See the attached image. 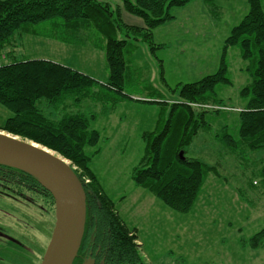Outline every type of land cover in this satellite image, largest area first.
<instances>
[{
    "label": "trees",
    "instance_id": "trees-1",
    "mask_svg": "<svg viewBox=\"0 0 264 264\" xmlns=\"http://www.w3.org/2000/svg\"><path fill=\"white\" fill-rule=\"evenodd\" d=\"M190 1L120 0L112 8L99 0H0V106L10 114L1 119L0 131L59 154L70 161L80 179L86 218L72 264L87 253H95L97 261L105 264H146L136 229L119 216L89 166L106 140L92 123L112 114L126 100L124 96L158 106L153 128L141 133L143 154L132 170L136 187L146 189L175 212H189L210 173L228 182L215 166L185 155V148L200 132L222 123L213 135L216 142L248 172L242 173L238 194L251 204L264 196V0H246L248 11L224 39L217 70L169 89L178 88L176 96L147 83L146 72L134 68L129 59L139 42L153 53L160 45L154 43L152 30L173 18L172 7ZM124 13L142 23L125 22ZM23 35L101 51L107 78L96 80L47 59L17 58L15 49ZM232 48L241 60L239 71L247 76L237 93L238 106L222 94L233 85L228 62ZM125 86L142 91L129 97ZM230 122L236 129L229 131ZM2 192L35 205L36 197L53 201L34 177L0 164V198H6ZM242 243L264 250V230Z\"/></svg>",
    "mask_w": 264,
    "mask_h": 264
},
{
    "label": "rangeland",
    "instance_id": "rangeland-1",
    "mask_svg": "<svg viewBox=\"0 0 264 264\" xmlns=\"http://www.w3.org/2000/svg\"><path fill=\"white\" fill-rule=\"evenodd\" d=\"M99 1L109 3L112 8L120 3V0ZM247 11L246 0H191L183 6L172 7L170 13L173 18L152 30V39L160 46L151 53L145 44L139 42L136 49L128 54L132 66L146 72L147 83L163 94L176 96L178 88L174 92L169 89L195 82L217 70L224 39ZM122 18L131 24L142 23L138 17L128 13H124ZM119 37L122 38V34ZM18 45L15 49L17 58L48 59L57 56L45 37L28 35L22 37ZM89 47V50L76 46L73 49L78 50L69 48L68 56L59 59L64 62L67 58L65 63L69 66L90 72L85 62L87 51L98 55L100 52ZM95 56L91 58L96 62ZM228 62L233 85L223 89L222 94L230 98L228 103L238 106L237 93L247 81V76L239 71L241 60L236 49L229 50ZM97 65L102 73L93 72V78L99 80L104 74V60H98ZM141 91L136 86L124 88L129 97ZM125 98L112 114L92 123L106 140L100 143V151L91 158L89 166L125 224L136 228L143 261L146 264H264L263 249H252L242 243V240L247 241L264 230V196L251 204L238 194L236 187L242 184L243 176L248 172L216 142L213 135L222 123L214 125L209 132H200L185 148V155L215 166L228 182L210 173L193 208L187 213H178L133 183L132 170L143 154L141 133L153 128L158 106ZM9 115L0 106V121ZM234 129L236 125L230 122L229 131ZM34 202L36 205L23 199L15 202L0 198V208L15 217H22L32 227L17 224L14 217L12 219L10 214L5 215L0 210V224H10L9 230L13 235L19 236L18 233L22 232L19 238L25 245L19 249L4 246L1 241L0 264L40 263L53 229V206L42 197H36Z\"/></svg>",
    "mask_w": 264,
    "mask_h": 264
},
{
    "label": "water",
    "instance_id": "water-1",
    "mask_svg": "<svg viewBox=\"0 0 264 264\" xmlns=\"http://www.w3.org/2000/svg\"><path fill=\"white\" fill-rule=\"evenodd\" d=\"M0 164L34 177L53 198L55 223L39 264H72L83 235L86 203L71 163L34 142L0 131Z\"/></svg>",
    "mask_w": 264,
    "mask_h": 264
},
{
    "label": "flooded vegetation",
    "instance_id": "flooded-vegetation-1",
    "mask_svg": "<svg viewBox=\"0 0 264 264\" xmlns=\"http://www.w3.org/2000/svg\"><path fill=\"white\" fill-rule=\"evenodd\" d=\"M4 195H2V196H4V197H6V196H9V194L7 193V192H2ZM1 195V194H0ZM5 199H7V200H12V201H15V202H17V198H15V197H6ZM45 199H47V200H49V202H51V204H52V206H53V220H52V226H54V223H55V208H54V201H52L50 198H48V197H46ZM7 204H9L8 202H7ZM0 210L6 215V214H10V213H8V212H6L7 210L6 209H4V208H0ZM11 216H10V218H12V217H14V219H15V222L17 223V224H22V226H24V227H26V228H30V229H32V227H31V225H29L28 224V222L25 220V221H23V218L22 217H15L14 215H12V214H10ZM13 219V218H12ZM16 223H15V225H16ZM8 229H7V228ZM9 227H10V224H6L5 226L3 225L2 226V224H0V230L2 231H0V242L2 241V245H4L5 246V244L6 245H8V246H11V247H13V246H15V247H17V248H19V249H23V248H25V245H24V243H23V239L22 238H19V236H21L22 235V232H20V233H18L19 234V236H17V235H13L12 233H11V231L9 230ZM4 229V230H3ZM46 238V237H45ZM47 239V238H46ZM50 239V238H49ZM49 239H47L48 240V242H49ZM48 242H47V244H48ZM37 245H38V243H36ZM47 244H46V246H47ZM46 246H45V249H46ZM45 249H44V251H45ZM33 253H34V250H33ZM83 254V253H82ZM95 253H93V255L92 256H90L89 255V253H87L86 255H84V256H81L80 258L82 259L80 262H76L75 264H105V263H103V261L102 260H98L97 261V259H96V255H94ZM95 259L96 261L95 262H93V261H91L92 259ZM91 259V260H90Z\"/></svg>",
    "mask_w": 264,
    "mask_h": 264
},
{
    "label": "crops",
    "instance_id": "crops-1",
    "mask_svg": "<svg viewBox=\"0 0 264 264\" xmlns=\"http://www.w3.org/2000/svg\"><path fill=\"white\" fill-rule=\"evenodd\" d=\"M25 36H28V35H25ZM25 36H22L23 38L25 37ZM31 36H34V35H31ZM21 37V38H22ZM35 37H39V36H35ZM21 38H20V40H19V42L21 41ZM40 38H43V37H40ZM46 40H48V42H49V44H51V49L54 51V52H56L57 53V56H54V57H51V58H48L47 60H51V61H54V62H57V63H60V64H62V65H65V66H68V67H71V66H69L67 63H65V60L67 59H64V62L61 60V59H59V58H61V57H67L68 56V50H69V48H72V50H78V49H73L74 47H75V45H69V44H64V43H61V42H59V41H57V40H53V39H50V38H45ZM74 46V47H73ZM89 45H86V46H76V47H78V48H82V49H84V48H86L87 49V47H88ZM89 48H91V47H89ZM18 49V48H17ZM93 49V48H92ZM80 50V49H79ZM87 50H89V49H87ZM94 50H97V49H94ZM78 52H81V51H78ZM97 52H100V55H98V54H96V53H93L92 51H87V53H88V56H85L86 57V61L85 62H87L88 63V68L90 69V70H88V71H90V72H87L86 70H84V71H81V70H79V71H81V72H83V73H85V74H87V75H89V76H92V77H95L94 76V74H93V72H96L97 73V71H99V72H101L99 69H98V60H100L101 59V61L102 60H104V57H103V54H102V52L101 51H99V50H97ZM94 55H97V56H95L96 57V59H97V61L95 62L94 61V59H92L91 57H94ZM55 57H58V58H55ZM25 59V58H24ZM81 60V59H80ZM81 62H84V60H81ZM82 66H84L85 67V65H83L82 64ZM71 68H73V67H71ZM86 68V67H85ZM104 68V69H103ZM74 69H76V68H74ZM87 69V68H86ZM102 69H103V77L102 78H99V80H101V81H104L106 78H107V71H106V68H105V63H104V66H102ZM92 72V73H91ZM102 73V72H101ZM131 228H134V227H131ZM134 229H136V228H134ZM138 243H139V241H138ZM140 244V243H139ZM141 246V245H140Z\"/></svg>",
    "mask_w": 264,
    "mask_h": 264
}]
</instances>
